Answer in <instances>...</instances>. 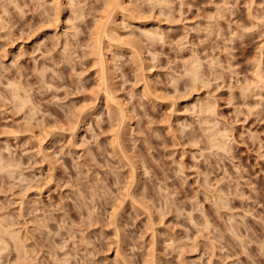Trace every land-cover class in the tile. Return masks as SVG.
Here are the masks:
<instances>
[{"label":"rangeland","instance_id":"rangeland-1","mask_svg":"<svg viewBox=\"0 0 264 264\" xmlns=\"http://www.w3.org/2000/svg\"><path fill=\"white\" fill-rule=\"evenodd\" d=\"M107 1L0 0V264H264V0Z\"/></svg>","mask_w":264,"mask_h":264},{"label":"bare ground","instance_id":"bare-ground-1","mask_svg":"<svg viewBox=\"0 0 264 264\" xmlns=\"http://www.w3.org/2000/svg\"><path fill=\"white\" fill-rule=\"evenodd\" d=\"M110 1V2H109ZM107 1V5L110 7L109 9V12L107 13V19L103 21V23H101V27H99V32H97L98 34V39H97V42L100 46V48L104 49V43H105V38H109V39H116L117 35L115 34V26L113 25V23L116 22V19H117V11H119L118 9L121 10L122 13V16L125 15L124 12H127L128 10L130 11H133L132 9L134 8H131L127 5H125L126 3V0H109ZM110 4V5H109ZM127 10V11H126ZM130 11V12H131ZM120 13V12H119ZM150 33V32H149ZM152 33V32H151ZM152 35V34H151ZM101 50V49H100ZM102 51V50H101ZM102 54V59H104V61L102 62H105L106 61V58H105V52H101ZM107 57V56H106ZM107 61H108V58H107ZM106 68V67H105ZM195 72V71H193ZM194 74V73H193ZM12 233V232H10ZM17 234V233H16ZM15 235V234H13ZM12 236V234H11ZM14 238V237H13ZM16 238V237H15ZM19 238V237H18ZM3 239V237H2ZM17 240V239H16ZM20 241V240H19ZM16 242V241H15ZM1 243V242H0ZM19 243V242H17ZM3 247V246H2ZM5 248V247H4ZM0 250H1V245H0ZM1 258V257H0Z\"/></svg>","mask_w":264,"mask_h":264},{"label":"clouds","instance_id":"clouds-1","mask_svg":"<svg viewBox=\"0 0 264 264\" xmlns=\"http://www.w3.org/2000/svg\"><path fill=\"white\" fill-rule=\"evenodd\" d=\"M28 153L27 152H25V155H27Z\"/></svg>","mask_w":264,"mask_h":264}]
</instances>
